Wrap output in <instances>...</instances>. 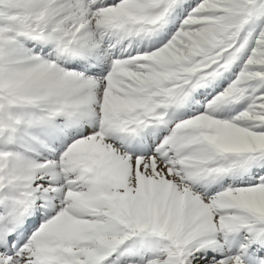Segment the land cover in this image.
<instances>
[{
	"label": "snow or ice",
	"instance_id": "6c2138e0",
	"mask_svg": "<svg viewBox=\"0 0 264 264\" xmlns=\"http://www.w3.org/2000/svg\"><path fill=\"white\" fill-rule=\"evenodd\" d=\"M0 264H264V0H0Z\"/></svg>",
	"mask_w": 264,
	"mask_h": 264
}]
</instances>
